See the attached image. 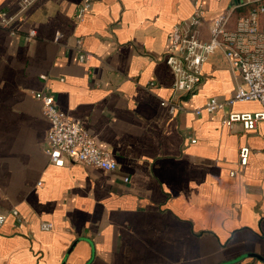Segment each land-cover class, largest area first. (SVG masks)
<instances>
[{"label": "crops", "instance_id": "0c3cea01", "mask_svg": "<svg viewBox=\"0 0 264 264\" xmlns=\"http://www.w3.org/2000/svg\"><path fill=\"white\" fill-rule=\"evenodd\" d=\"M21 1L0 0V213L8 215L0 264H264V123L253 131L223 123L262 106L238 102L197 116L207 99L236 93L239 73L216 52L187 98L174 92L165 61L172 29L196 1L206 9L197 29L205 41L214 18L235 9V22L253 5L92 0L77 22L84 0H37L4 27L3 14L16 16ZM79 39L91 54L85 63ZM37 92L53 95L118 168L52 165Z\"/></svg>", "mask_w": 264, "mask_h": 264}, {"label": "built area", "instance_id": "2783aa9c", "mask_svg": "<svg viewBox=\"0 0 264 264\" xmlns=\"http://www.w3.org/2000/svg\"><path fill=\"white\" fill-rule=\"evenodd\" d=\"M36 2L37 0H22L16 16L9 17L3 14V26H10L18 15ZM245 5H253V8L235 22H233L235 9L214 18L209 26L210 37L205 41L199 38L197 29L206 22V9L202 2L196 1L189 19L172 29L165 61L173 73L174 92L192 98L203 82L204 64L216 52L223 54L231 70L239 73L242 82L232 97L227 99L211 97L194 112L197 116L203 113L213 114L224 112L238 102L255 101L262 106V110L228 113L223 121L229 128L241 124L244 130L253 131L259 124L264 123V0H246L242 6ZM91 7L92 0H84L77 9L75 20L83 22ZM35 36V31H31L28 38ZM75 48L79 62L85 63L91 58V54L83 49L81 39L76 41ZM41 78L45 80L47 76L42 75ZM35 98L42 104L43 114L49 122L46 152L52 165L64 167L67 160H72L105 172L118 168L117 162L96 144L82 123L69 117L57 106L53 95L37 92ZM161 105L171 106L172 110H175L169 101H163ZM191 142L196 143L195 140ZM250 152L248 147L241 148L242 166L247 165ZM234 174L231 173L232 176ZM10 214L21 222L17 210ZM7 220L8 215L0 213V230ZM41 229L52 230L53 224L42 223Z\"/></svg>", "mask_w": 264, "mask_h": 264}, {"label": "trees", "instance_id": "16d2710c", "mask_svg": "<svg viewBox=\"0 0 264 264\" xmlns=\"http://www.w3.org/2000/svg\"><path fill=\"white\" fill-rule=\"evenodd\" d=\"M248 14V13H247Z\"/></svg>", "mask_w": 264, "mask_h": 264}]
</instances>
